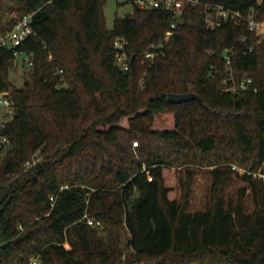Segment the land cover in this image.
Masks as SVG:
<instances>
[{
    "label": "trees",
    "instance_id": "16d2710c",
    "mask_svg": "<svg viewBox=\"0 0 264 264\" xmlns=\"http://www.w3.org/2000/svg\"><path fill=\"white\" fill-rule=\"evenodd\" d=\"M201 1L264 18V0ZM106 3L0 0V32L26 15L35 32L16 49L0 46V90L15 100L0 129L10 138L0 150V264H264V179L255 176L264 174V38L245 22L210 29L204 6L189 7L149 65L171 13L135 5L109 28ZM15 51L32 60L21 86L10 78ZM171 92L203 103L170 102Z\"/></svg>",
    "mask_w": 264,
    "mask_h": 264
},
{
    "label": "built area",
    "instance_id": "2783aa9c",
    "mask_svg": "<svg viewBox=\"0 0 264 264\" xmlns=\"http://www.w3.org/2000/svg\"><path fill=\"white\" fill-rule=\"evenodd\" d=\"M259 4L262 5L263 0H258ZM135 5L138 8H162L168 10L172 15V21L170 27L167 29L164 42L162 44H152L151 49L145 53L144 61H149V65H153L157 58L163 56L164 43H167L170 37L179 30L187 21L186 11L189 7H196L199 5L204 6L205 10V22L210 29H215L221 26L224 22L233 21L238 24L243 22L247 23L251 31H255L259 36L264 38V18L259 19L256 14L255 8H251L246 15L242 10L228 7L221 3L202 2L201 0H135ZM32 15H26L19 19L13 29L2 33L0 32V46L8 49H16L17 46L21 45L30 35L34 34V29L31 26ZM127 40L125 37H118L115 40V48L117 50V63L123 70L129 69V56L126 52ZM20 53L15 51L16 58ZM25 62L32 65V60L29 55ZM228 65L230 60L228 58ZM229 67V66H228ZM58 73H62L59 69ZM233 79V73L230 72L227 78ZM63 80V78H62ZM252 79L246 77L240 83V88L247 90L250 88ZM67 85L65 82L60 83L59 86ZM235 89V87H229L228 90ZM254 90H257L254 88ZM15 116V100L11 91L0 90V129H4L9 122L13 120ZM10 143V138L4 133H0V150L7 147ZM37 154V153H36ZM36 154L32 160L26 162V167H30L37 162ZM237 168V166H234ZM244 172V170H242ZM264 179V174H255ZM50 199L55 201V196H51ZM84 218L87 220L89 225L100 226L101 222L94 217L85 214ZM19 227L22 228L21 225ZM19 264V263H18ZM25 264H45L40 256H32ZM126 264V263H124ZM139 264V263H135ZM183 264H238L235 261L229 262H205L201 260H192Z\"/></svg>",
    "mask_w": 264,
    "mask_h": 264
},
{
    "label": "rangeland",
    "instance_id": "374dc122",
    "mask_svg": "<svg viewBox=\"0 0 264 264\" xmlns=\"http://www.w3.org/2000/svg\"><path fill=\"white\" fill-rule=\"evenodd\" d=\"M134 8H135V4L130 0H107L104 9L107 26L109 28H112L116 18H123L126 17L127 15H132L134 13ZM25 59H27V54L20 53L17 56V59L14 62V64L11 66L12 71L10 73V78L18 86L23 85L25 81V67H26ZM142 81L143 78L140 79V85ZM133 145L136 147L138 145V142L136 140L133 141ZM204 170L205 169H203V171ZM128 239H129V232L124 226L122 228V244L125 252L129 250L127 243Z\"/></svg>",
    "mask_w": 264,
    "mask_h": 264
},
{
    "label": "water",
    "instance_id": "95a60500",
    "mask_svg": "<svg viewBox=\"0 0 264 264\" xmlns=\"http://www.w3.org/2000/svg\"><path fill=\"white\" fill-rule=\"evenodd\" d=\"M168 100L173 103H181L190 100H197L200 103H203L202 97L196 92H185V93L171 92L168 94ZM143 264H147V263H143Z\"/></svg>",
    "mask_w": 264,
    "mask_h": 264
}]
</instances>
